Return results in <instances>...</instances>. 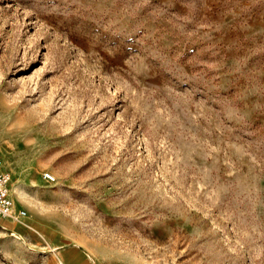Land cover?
Masks as SVG:
<instances>
[{"label":"rangeland","instance_id":"obj_1","mask_svg":"<svg viewBox=\"0 0 264 264\" xmlns=\"http://www.w3.org/2000/svg\"><path fill=\"white\" fill-rule=\"evenodd\" d=\"M0 154V264H264V0H0Z\"/></svg>","mask_w":264,"mask_h":264},{"label":"built area","instance_id":"obj_2","mask_svg":"<svg viewBox=\"0 0 264 264\" xmlns=\"http://www.w3.org/2000/svg\"><path fill=\"white\" fill-rule=\"evenodd\" d=\"M43 177L48 181H53L55 177L50 172H44ZM11 173L4 168L3 158L0 154V220L12 219L15 217L14 199L11 194ZM20 217H26V211H19Z\"/></svg>","mask_w":264,"mask_h":264},{"label":"crops","instance_id":"obj_3","mask_svg":"<svg viewBox=\"0 0 264 264\" xmlns=\"http://www.w3.org/2000/svg\"><path fill=\"white\" fill-rule=\"evenodd\" d=\"M19 203V202H17ZM18 205V204H16ZM17 206H15V210ZM25 210V209H24ZM5 223H0V229L7 231V232H11L12 237H15L17 239H21L23 238V231L25 230H29L31 228H33L32 226H30L29 224H27L26 219L24 218V221H17V220H12V219H3ZM85 253L87 254V256L89 257V260H91V262H93L92 264H96L95 258L92 254L91 251L88 250V248L84 249ZM61 264H64L63 262H61Z\"/></svg>","mask_w":264,"mask_h":264},{"label":"bare ground","instance_id":"obj_4","mask_svg":"<svg viewBox=\"0 0 264 264\" xmlns=\"http://www.w3.org/2000/svg\"><path fill=\"white\" fill-rule=\"evenodd\" d=\"M15 209V208H14ZM15 211H17V210H15ZM20 211V210H19ZM19 211L16 213L15 212V217L12 219V220H17V221H24V218H26V217H20L19 216ZM26 211V210H25ZM30 215H31V212L29 211H26V216L29 218L30 217ZM29 220V219H28Z\"/></svg>","mask_w":264,"mask_h":264}]
</instances>
